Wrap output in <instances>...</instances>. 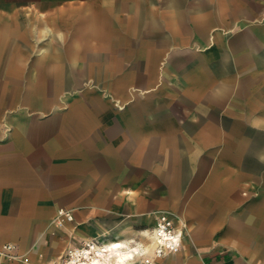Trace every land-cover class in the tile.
Masks as SVG:
<instances>
[{"label": "crops", "instance_id": "1", "mask_svg": "<svg viewBox=\"0 0 264 264\" xmlns=\"http://www.w3.org/2000/svg\"><path fill=\"white\" fill-rule=\"evenodd\" d=\"M77 1L95 2L102 12L83 5L80 12L72 14L68 10L72 5L68 4ZM115 1L120 0H0V98L10 96V83H15L19 92L14 95L21 97L34 96L31 92L40 80L61 81L60 91L72 89L85 79L93 50H98L96 66L104 65L101 50L105 47L90 45V40L103 34L100 18L122 16L117 13ZM126 1H130L128 17L145 20L142 32L160 36L159 47L165 48L160 66L173 57L171 51L194 54L190 62L193 90L182 93L175 87L169 92L174 96L186 94L192 101L177 103L186 116L175 121L168 116L169 104L149 95V89L145 90V100L130 101L124 110H118L111 136L116 144L131 145V157L127 159L130 163L118 169L123 174L106 181L102 164L84 157L82 169L87 172V187L95 177L101 181L99 184L95 180L97 190L87 192L146 196L153 156L159 153L164 139L170 140L169 145L179 140L193 147L182 148L181 153L174 149L175 154L186 158L174 161H197L195 155L201 152L202 140L209 138L203 145L220 146L216 160L230 163L231 169L223 175L230 181L215 186L209 181V185L193 191L182 208L187 224L181 245L158 256L153 254L154 238L148 237L149 230L122 233L120 199L100 201L95 218L88 217L93 207L80 205L74 212V225L65 222L51 233L49 227L57 217L58 206L53 197L45 196L55 193L56 187L41 181L40 167L35 164L41 153V138L27 132L31 127L14 123L9 137L0 140V248L5 244L13 246L8 252L12 256L4 255L0 264H53V258L66 246L89 236H95L98 245L122 243L121 250H138L133 258L127 255L124 264H146L145 259L149 260L147 264H264V20L250 26L249 0ZM72 16L76 18L74 35L66 39L61 30L58 37L62 41H57L55 33L65 23L61 19ZM170 33L190 38L194 35L196 46L183 42L182 47H170ZM227 33H240V42L221 39ZM254 35L257 39H253ZM71 49L74 53L70 54ZM179 78L171 75V81ZM250 81L259 84L247 89L244 82ZM175 115L182 117L176 112ZM97 118L82 120L99 129L103 122ZM83 124L81 146L96 136L89 133L87 123ZM44 140V146L53 144L55 160L56 139ZM45 151L51 154L50 148ZM137 154L140 164H133L137 157H132ZM155 169L163 175L159 167ZM218 176L217 170L209 175ZM126 177L127 181L116 183ZM159 207H168L167 199L161 200ZM127 209L152 210L153 206L146 199L129 204Z\"/></svg>", "mask_w": 264, "mask_h": 264}, {"label": "rangeland", "instance_id": "2", "mask_svg": "<svg viewBox=\"0 0 264 264\" xmlns=\"http://www.w3.org/2000/svg\"><path fill=\"white\" fill-rule=\"evenodd\" d=\"M249 3L250 21L253 23L250 26H252L254 23L264 20L261 19V16L264 15V0H259V2L249 0ZM115 4L119 6L117 13H122V16L100 18V29H103V34L101 33L97 37L98 39L90 40V45L105 47L101 50V60L104 65L96 66L98 50H93L94 55L90 60L92 64H89L86 75L83 76L85 79L72 89H63L62 91H60L61 81L40 80L35 82V91L31 92L34 93V96L21 97L14 95L19 92L15 88V83H10V96L0 98V140L9 137L13 124L17 122L23 123L25 127H31V130H27V132L30 131L41 138V153L36 157L35 164L37 163L40 167L41 181H48L51 186L56 187L55 193L45 196L53 197L56 200L57 211L63 209L72 213L73 220L69 223L74 225V212L80 205L93 207V210L88 212V217L95 218L98 214L96 207L100 201L107 203L114 199H120L123 234L129 235L141 229L151 232L157 226L161 216H165L171 222V228L182 232L187 224L182 216L185 209L182 208L191 199L193 191L201 186L209 185V181H212L211 186H215L219 182L230 181L223 176L226 170L231 169L230 163L216 160L220 157L217 153L220 146L203 145L209 138L202 140L201 152L199 156L195 155L199 159L197 161H174V158L183 156L175 154L174 149H178L181 153L182 148L193 147L192 145L188 147L187 143L179 140L176 145H169L170 140L164 139L163 144L158 147L159 153L153 156L155 166L153 165L152 176L146 179L148 191L146 196L139 193L130 195L127 192L116 195L87 192V190H97L98 183L96 181L99 184L101 181L95 177L91 186L87 187V178L85 177L87 172L82 169L86 164L84 161L86 157L93 160L94 164H102L106 181L112 180L109 177L118 173L123 174L124 171L118 169L130 163V161L127 162V159L131 157L129 151L131 145L116 144L111 136L113 133L111 127L117 120L118 110H124L130 101L145 100V90L147 89L151 90L149 95L152 94L154 98H159L163 103L169 104L167 106L168 116L173 120L186 116L183 107H178L177 103L183 105L192 101L186 94L174 96L169 92H172L170 88L175 89V87L182 93L187 92L188 89L193 90L194 72L190 62L193 60L191 58L194 54L171 51L173 57L169 59L168 63L160 66L161 57L165 52V48L160 49L159 47L160 36L152 34L148 37L146 33L142 32L145 30V20L128 17L130 1L120 0L119 2L115 1ZM68 5H72L68 8V10H72V14L80 12L83 5L98 13L103 9L97 10L95 2L83 4L77 1ZM75 19L73 16L61 19L65 23L64 27L58 28L55 33L57 41H62L58 37V32L61 30L66 39L74 35ZM240 35V33L234 35L227 33L222 35L221 39L239 43ZM192 36L190 38L188 35L170 33L168 44L170 47H182L183 42H188L194 44L195 47L196 45L193 43L195 37ZM253 39H257V37L254 35ZM156 46L159 49H155ZM57 51L61 52V50ZM176 55H182V58H177ZM80 74L81 67L78 69V75L80 76ZM171 75L180 78L174 82L171 81ZM244 83L248 85L247 89L259 84L258 81ZM204 84L202 83L200 86L202 89L205 88ZM175 112L181 114L182 117L175 115ZM82 117L91 119L98 117L97 119L103 123L97 129V127H92L91 123L83 121ZM83 123H87L85 127H90L89 133L94 132L96 136L81 146L84 140L81 137ZM91 128L94 130L91 131ZM48 137L51 140L56 139L57 157L55 160L52 155L53 144L44 146V139H48ZM46 143L48 144V142ZM49 148L51 154L45 151ZM65 150L67 153L64 152ZM134 157H137V160L133 164H140L139 155H133L132 158ZM183 158L185 157L183 156ZM156 167L160 168L158 172L163 175L155 171ZM54 170L56 171L55 175H53ZM216 170L219 172V176L210 178V172ZM46 176L49 177L46 178ZM127 180V177L121 178L116 183L119 184V182ZM146 199L153 206L152 210L141 209L130 212L127 209L129 204H134L136 201L137 203L143 202ZM165 199L168 201V207L160 208V201ZM53 220L49 227L52 229L51 233L62 227L55 225L57 217ZM85 241L96 242V239L95 236L81 240L76 239L75 243H70L57 257L53 258V264H64L70 258L66 251L71 247L82 245Z\"/></svg>", "mask_w": 264, "mask_h": 264}, {"label": "bare ground", "instance_id": "3", "mask_svg": "<svg viewBox=\"0 0 264 264\" xmlns=\"http://www.w3.org/2000/svg\"><path fill=\"white\" fill-rule=\"evenodd\" d=\"M177 235H181V230L177 229L175 235H173L164 231L161 227L155 226L148 235V237L154 238L153 254L156 256L157 252L161 253L168 250L171 238ZM121 244L112 243V245L104 246L98 245L96 242H89L88 247L82 248L79 251L80 253H72V256L68 260L66 259L67 261L64 264H124L127 255H131V258H133L138 253V250H134L133 248L121 250ZM143 262H149V260L145 259Z\"/></svg>", "mask_w": 264, "mask_h": 264}, {"label": "built area", "instance_id": "4", "mask_svg": "<svg viewBox=\"0 0 264 264\" xmlns=\"http://www.w3.org/2000/svg\"><path fill=\"white\" fill-rule=\"evenodd\" d=\"M73 220V216H72V213L68 210H59L58 211V214H57V225L58 226H62L65 222H70ZM156 227H161V229H163L164 231L168 232V233H172L173 235H175V231L177 229L175 228H171V222L165 217V216H161L157 222V226ZM182 232H181V235H177L175 236L174 238L172 237L171 238V244L169 245V249L168 250H175L177 249L181 243H182ZM89 242H92V241H85L82 245H77V246H74V247H71L69 248L67 251H66V254L71 257L72 256V253H76V252H79L81 251L82 248H86L88 247V243ZM13 249V246L11 244H5L3 245L1 248H0V258L3 257L4 255H8V256H12V255H9L8 252H10L11 250ZM168 250H165V251H162L161 253L157 252L156 256L162 254V253H165L166 251ZM80 253V252H79ZM146 264L149 263V262H145Z\"/></svg>", "mask_w": 264, "mask_h": 264}, {"label": "water", "instance_id": "5", "mask_svg": "<svg viewBox=\"0 0 264 264\" xmlns=\"http://www.w3.org/2000/svg\"><path fill=\"white\" fill-rule=\"evenodd\" d=\"M69 53H70V54H71V53H74V49L69 50Z\"/></svg>", "mask_w": 264, "mask_h": 264}]
</instances>
